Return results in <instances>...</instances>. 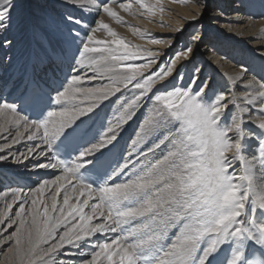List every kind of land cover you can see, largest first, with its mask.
<instances>
[{
	"label": "snow or ice",
	"instance_id": "snow-or-ice-1",
	"mask_svg": "<svg viewBox=\"0 0 264 264\" xmlns=\"http://www.w3.org/2000/svg\"><path fill=\"white\" fill-rule=\"evenodd\" d=\"M140 4L152 10L144 0ZM17 6V0H0V32L10 28ZM97 7L120 20L108 3ZM120 7L129 10L132 4ZM49 21L58 31V46L45 43L40 62L52 66V77L28 76L19 86L0 83V93L9 88L18 93L13 102L0 96V116L23 129L12 144L25 132L31 133L29 140L41 133L46 147L39 155L49 162L36 167L58 170L33 187L0 193V224L22 201L5 226L19 222L7 238L14 244L6 259L11 264H49L53 254L70 245L77 251L63 254L82 257L78 264H264V68L258 72L241 66V77L251 72L252 78L242 98L227 100L226 93L212 90L209 79L200 78L198 67L186 84L183 66L173 76L176 62L192 53L190 46L146 76L143 70L157 63L153 54L145 63H125L142 58L130 50L138 46L118 38L103 21L100 26L111 41L98 40L97 29L81 36L84 29L76 28L81 20L72 15L59 21L49 16ZM73 61H87L92 75H70L55 86L56 72L65 62L75 70ZM98 76L108 83L83 86L85 79ZM130 85L136 91L124 116L109 121L100 105ZM145 106L151 111L138 139L150 144L139 154L144 158L140 165L130 167L128 160L116 159L118 133ZM26 110L36 119L21 115ZM5 130L0 126V132ZM233 161L240 164L239 174L229 172ZM109 234L116 235L108 239ZM98 236L104 239H92Z\"/></svg>",
	"mask_w": 264,
	"mask_h": 264
},
{
	"label": "bare ground",
	"instance_id": "bare-ground-1",
	"mask_svg": "<svg viewBox=\"0 0 264 264\" xmlns=\"http://www.w3.org/2000/svg\"><path fill=\"white\" fill-rule=\"evenodd\" d=\"M104 3H108L118 13L119 21L97 7ZM128 3L132 4L131 9L125 10L120 7L121 4ZM144 4L152 10L148 11L142 7L140 0H95V4H88L87 0H78L75 4L65 3L64 0H17L18 6L13 12L10 28L6 32H0V70L5 74L2 78L5 79L9 73L13 77L20 74V66L29 59V54H33L32 65L36 69L40 70L42 67L45 71L52 69L51 65L42 64L40 61L45 55V43L52 47L58 46V31H53L50 21L47 23L45 21L49 16L59 21L61 17L68 15L81 20V25L76 26L78 31L84 29L81 36L89 29H97L95 34L98 40L111 41L113 37L100 26V22L103 21L118 33V38H123L132 46H138L130 50L138 51L142 58L128 62L145 63L151 59L149 52L152 53L157 63L143 70L146 76L154 72L158 66H163L175 52L190 46L192 53L187 60L181 59L176 62L173 76L183 66V83L186 84L192 70L198 67L200 78L209 79L212 90L226 93L227 100L233 97L242 98L245 95L247 81L252 75L249 72L241 77L243 71L241 66L258 72L264 68V0H144ZM208 8L216 10L207 14ZM63 27L61 24L60 28ZM5 39L12 40L13 43L7 45L3 43ZM74 68L72 75L79 74L81 77L92 75V68L88 66L87 61L83 65L75 63ZM257 78L259 79V75ZM168 80L171 81L172 77ZM0 83L3 81L0 80ZM107 83V79L98 76L96 79H85L83 86L101 87ZM156 86H159V83ZM135 91L130 85L128 89L122 88L121 92L103 101L100 107L109 121L115 123L124 116V106L133 98ZM232 107V104H229L230 110ZM150 111L147 106L137 108L133 118L123 123L119 129L117 148L120 150L128 148L127 160L130 167L133 162L137 166L140 165L144 158L139 154L149 147L150 142L139 140L138 133L145 115ZM0 126L6 129L0 132L2 149L0 157H5L0 159V193L10 191L16 186L27 189L43 179H52L58 174V170L36 167L38 164L49 162L46 156L39 155L46 147L41 133H37L34 139L29 140L27 136L31 133L25 132L23 138L12 144L16 133L23 129L7 122V116H0ZM134 140L137 141L136 144H133ZM29 149L32 151L29 152ZM21 153L24 155L17 162L16 156ZM227 155L231 158L233 153ZM233 170L239 174L240 164L236 161H233L229 172ZM49 195L50 193L46 192L44 198H49ZM62 196L63 191L58 199L62 200ZM21 202H17L12 211L17 210ZM92 202L94 201H90ZM25 209L27 215L30 212V202L25 205ZM7 220L9 223L11 219ZM18 223L10 228H5L7 223L4 228L0 224V253L6 251V254L0 257V264H11L10 260L6 259L9 253L5 248L13 246L14 239L7 238L11 235L9 233L12 228L18 227ZM171 234H174V231ZM114 235L109 234L107 238L111 239ZM92 239L102 240L104 237ZM76 251L77 249L72 246H66L53 254L49 264H53V261L55 264H60L61 261L63 264L74 262L78 264L82 257L63 254ZM36 264L40 262L37 261Z\"/></svg>",
	"mask_w": 264,
	"mask_h": 264
},
{
	"label": "rangeland",
	"instance_id": "rangeland-1",
	"mask_svg": "<svg viewBox=\"0 0 264 264\" xmlns=\"http://www.w3.org/2000/svg\"><path fill=\"white\" fill-rule=\"evenodd\" d=\"M216 9H210V8H208V10L206 11L207 12V14H211L212 12H214ZM194 34H196V32L194 33ZM127 63H135V62H127ZM138 64V63H137ZM126 149V148H125ZM19 207V206H18ZM18 207H17V210H11V212H10V214H9V218L10 219H13L14 217H15V213L18 211ZM3 209V205L1 204L0 205V210H2ZM13 214V215H12ZM5 223H7L8 224V220H5ZM5 223L4 224H2V226L1 227H3L4 228V225H5ZM6 224V225H7ZM14 225H16V224H14ZM17 227L15 226V228H12V230H11V232L9 233V234H12L14 231H15V229H16ZM10 247V245L9 246H7L5 249H8ZM5 255L6 254V251H3V253H0V257H2V255Z\"/></svg>",
	"mask_w": 264,
	"mask_h": 264
}]
</instances>
